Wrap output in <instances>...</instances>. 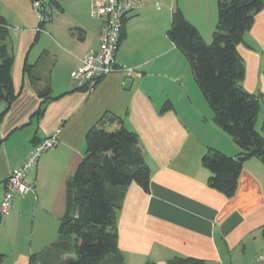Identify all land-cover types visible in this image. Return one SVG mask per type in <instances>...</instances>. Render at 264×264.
I'll return each instance as SVG.
<instances>
[{
	"label": "crops",
	"instance_id": "1",
	"mask_svg": "<svg viewBox=\"0 0 264 264\" xmlns=\"http://www.w3.org/2000/svg\"><path fill=\"white\" fill-rule=\"evenodd\" d=\"M138 1L143 6L125 19L115 71L81 89L71 74L97 49L102 23L91 19L90 0H60L61 12L51 18H43L32 0H0L15 94L0 123V205L7 178L27 159L34 139L59 131L57 144L25 175L33 192L15 195L0 216L2 264H28L58 240L66 183L85 158L87 132L107 115L137 136L150 169L148 191L130 184L116 216L125 264L174 258L254 264L264 252V163H243L231 198L208 187L210 173L200 163L206 151L235 157L240 149L213 123L187 60L167 37L178 8L210 43L216 0ZM236 51L244 65L242 89L259 96L255 130L264 136V6ZM0 106L1 113L7 105Z\"/></svg>",
	"mask_w": 264,
	"mask_h": 264
},
{
	"label": "trees",
	"instance_id": "2",
	"mask_svg": "<svg viewBox=\"0 0 264 264\" xmlns=\"http://www.w3.org/2000/svg\"><path fill=\"white\" fill-rule=\"evenodd\" d=\"M59 1L39 3V14L51 18L54 10L61 12ZM263 6L264 0H216L217 21L210 43L204 41L178 8L172 12L167 31L168 39L187 60L195 84L212 110L213 123L240 149L235 157L214 149H208L201 157V166L210 173L208 187L227 198L235 194L245 161L258 158L264 163V136L255 130L259 96L242 89L244 65L236 51ZM124 24L125 21L118 45L124 38ZM7 29L0 16V103L7 105L0 113V123L15 99L12 58L4 44ZM39 96L42 101L47 100L48 91ZM42 110L38 109L37 113L41 114ZM40 142L34 139V145ZM149 181L150 169L137 136L126 130L117 117L104 116L87 132L85 158L66 183L65 212L58 240L45 253L31 255L28 264H125L117 248L116 216L126 188L136 184L147 192ZM2 259L0 254V264ZM169 264L202 262L174 258Z\"/></svg>",
	"mask_w": 264,
	"mask_h": 264
},
{
	"label": "built area",
	"instance_id": "3",
	"mask_svg": "<svg viewBox=\"0 0 264 264\" xmlns=\"http://www.w3.org/2000/svg\"><path fill=\"white\" fill-rule=\"evenodd\" d=\"M142 6L138 0H90V17L102 22L99 29V45L97 49L88 51L79 59V66L71 74V81L77 88H92L115 71V54L123 23L129 14ZM54 12L58 14L57 10H54L53 14ZM127 73L131 74L132 70H127ZM58 132L56 130L35 145L27 159L11 171L5 182V192L0 205L1 217L9 212L15 195L33 192V186L24 183L25 175L35 167L42 153L57 144ZM254 264H264V252L256 256Z\"/></svg>",
	"mask_w": 264,
	"mask_h": 264
},
{
	"label": "water",
	"instance_id": "4",
	"mask_svg": "<svg viewBox=\"0 0 264 264\" xmlns=\"http://www.w3.org/2000/svg\"><path fill=\"white\" fill-rule=\"evenodd\" d=\"M33 1H34V3L39 4V3L43 2L44 0H33ZM75 199H77V197H75ZM78 214H79V211H78V209H76L75 210V216L77 217Z\"/></svg>",
	"mask_w": 264,
	"mask_h": 264
},
{
	"label": "rangeland",
	"instance_id": "5",
	"mask_svg": "<svg viewBox=\"0 0 264 264\" xmlns=\"http://www.w3.org/2000/svg\"><path fill=\"white\" fill-rule=\"evenodd\" d=\"M35 5V4H34ZM55 14V12H54ZM92 19V18H91ZM2 106H0V109H1ZM3 217V216H2ZM22 243H24L25 245H27V241H23Z\"/></svg>",
	"mask_w": 264,
	"mask_h": 264
}]
</instances>
